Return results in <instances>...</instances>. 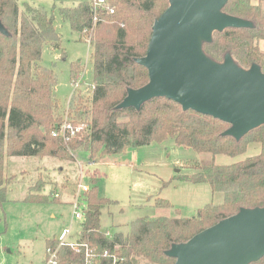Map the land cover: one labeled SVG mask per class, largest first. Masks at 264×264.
Wrapping results in <instances>:
<instances>
[{
	"label": "trees",
	"instance_id": "obj_1",
	"mask_svg": "<svg viewBox=\"0 0 264 264\" xmlns=\"http://www.w3.org/2000/svg\"><path fill=\"white\" fill-rule=\"evenodd\" d=\"M229 0L223 12L252 23L247 28H228L214 32L211 42L203 43L204 53L223 63L231 55L246 70L254 64L264 73V0ZM169 0H108V8L95 10L91 0L61 10L74 32L94 27L91 43L94 87L88 108L70 118L75 124L91 129L88 141L78 138L67 144L53 136L62 123V102L55 89L58 83L53 69L42 64L43 48L51 44L61 48L53 18L40 7L19 0H0V22L7 34L0 32V205L7 201L9 157H53L71 159V151L86 152L91 161L107 155L124 153L150 145L153 141L172 138L177 146L198 153L236 157L247 152L251 143L260 144V153L232 165L207 163L202 170L184 180L209 184L212 193H223L220 204L209 203L196 215L139 218L128 234L116 232L108 236L101 228L102 210L111 203L99 194L96 182L83 195L84 219L78 243L87 245L93 255L91 264H110L105 250L115 253L120 264H175L167 252L174 244L188 242L196 234L242 209L264 208V125L241 139L225 135L231 124L196 111H185L168 98H154L140 109H120L130 89L138 90L149 83V71L136 59L146 56L154 22L169 7ZM114 13H111V10ZM83 73L80 63L72 65V81ZM72 103V102H71ZM64 110V109H63ZM87 142V143H86ZM30 191L29 203H50L58 199L35 195ZM83 203V204H84ZM156 207L175 209L165 199H157ZM56 252L58 264H87L86 248L60 247L57 239L47 240L46 252ZM47 262V259H46ZM251 264H264V257Z\"/></svg>",
	"mask_w": 264,
	"mask_h": 264
},
{
	"label": "rangeland",
	"instance_id": "obj_2",
	"mask_svg": "<svg viewBox=\"0 0 264 264\" xmlns=\"http://www.w3.org/2000/svg\"><path fill=\"white\" fill-rule=\"evenodd\" d=\"M84 1L19 0L22 9L27 5L44 8L53 18L60 37L61 48L53 49L51 44H46L41 62L56 73L55 93L62 102L63 121L77 116L79 107L80 113L85 112L94 87L91 43L96 37V26L82 33L74 32L61 15L63 8L75 7ZM252 1L259 4L258 0ZM261 5L264 9V2ZM260 47L264 50V41ZM75 62L80 63L83 71L77 80L80 84L77 90L72 81ZM260 150V144L251 143L242 155L214 156L177 146L169 138L107 155L98 161H91L89 154L80 151H71L72 158L68 160L9 157L6 172L13 179L7 201L0 205V264H46L47 240L57 239L64 229H70V240L77 242L83 219L75 218L74 204L79 195L80 200L84 195L79 185L93 187L96 182L100 196L111 200L102 210V231L128 234L132 223L139 218L173 217L175 210L181 217L189 218L209 203H222L223 193L213 194L209 184H196L181 177L197 174L211 162L226 166L238 163L258 155ZM30 191L58 200L29 203L26 199ZM157 199L170 201L175 209L156 207Z\"/></svg>",
	"mask_w": 264,
	"mask_h": 264
},
{
	"label": "water",
	"instance_id": "obj_3",
	"mask_svg": "<svg viewBox=\"0 0 264 264\" xmlns=\"http://www.w3.org/2000/svg\"><path fill=\"white\" fill-rule=\"evenodd\" d=\"M154 22L146 56L136 59L149 71V83L130 89L118 106H141L165 97L192 110L231 124L225 135L241 139L264 125V73L254 64L239 67L231 55L223 63L210 59L203 43L214 32L247 28L252 23L223 12L229 0H169ZM0 32L7 34L0 22ZM175 264H251L264 257V208L242 209L174 244L167 252Z\"/></svg>",
	"mask_w": 264,
	"mask_h": 264
},
{
	"label": "built area",
	"instance_id": "obj_4",
	"mask_svg": "<svg viewBox=\"0 0 264 264\" xmlns=\"http://www.w3.org/2000/svg\"><path fill=\"white\" fill-rule=\"evenodd\" d=\"M92 4L95 10V14L98 11L105 10L108 8V0H92ZM111 13H114L113 9L111 10ZM97 20L98 18L95 15L94 20H93L94 26L96 25ZM79 87H80L79 82L74 83V89L77 90ZM53 136L57 138H61L66 144L76 138L82 141H88L91 137V129L89 128L87 124H75L69 118H66L54 131ZM79 189L84 191L85 193V192H88L91 189V187L79 185ZM74 206H75V212H74L75 218L84 219L83 206L81 204L80 195H79V199H77ZM70 234H71L70 229H64L62 231L60 236L57 238L59 242V246L60 247H71L73 249H78L84 246L86 248L87 264H91L93 255L89 251L88 246L79 244L78 241L77 242L71 241ZM107 235L110 237L112 236V234H110L109 232L107 233ZM117 249L118 248H116V251L113 254H111L110 251L108 250H105L103 253L104 257L111 259L110 264H120L121 262V259L119 258L118 253H117ZM46 264H58L56 252H51V251L48 252V258H47Z\"/></svg>",
	"mask_w": 264,
	"mask_h": 264
},
{
	"label": "crops",
	"instance_id": "obj_5",
	"mask_svg": "<svg viewBox=\"0 0 264 264\" xmlns=\"http://www.w3.org/2000/svg\"><path fill=\"white\" fill-rule=\"evenodd\" d=\"M56 239V238H55Z\"/></svg>",
	"mask_w": 264,
	"mask_h": 264
}]
</instances>
